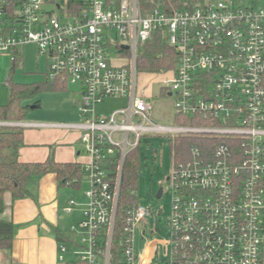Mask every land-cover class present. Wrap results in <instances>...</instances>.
Wrapping results in <instances>:
<instances>
[{
	"label": "built area",
	"instance_id": "obj_1",
	"mask_svg": "<svg viewBox=\"0 0 264 264\" xmlns=\"http://www.w3.org/2000/svg\"><path fill=\"white\" fill-rule=\"evenodd\" d=\"M158 32L178 57L162 87L171 124L158 123L140 93V49ZM27 44L46 58L47 81L82 90L79 123H12L79 131L90 158L82 245H61L58 264H114L125 163L153 136L200 142L189 159L174 156L167 178L166 264H264V0H205L173 13L154 0H0V57L14 61ZM110 98L126 103L98 113ZM152 215L138 201L128 210L125 264H151L135 235Z\"/></svg>",
	"mask_w": 264,
	"mask_h": 264
},
{
	"label": "rangeland",
	"instance_id": "obj_2",
	"mask_svg": "<svg viewBox=\"0 0 264 264\" xmlns=\"http://www.w3.org/2000/svg\"><path fill=\"white\" fill-rule=\"evenodd\" d=\"M47 9L54 11V5L48 3ZM113 37L114 39L116 38L115 35ZM22 51L23 60L14 71H12V57L8 55L0 57V106L5 105L8 101L9 79H12L16 84L22 85L45 82L47 70L46 58L38 54L36 46L33 44L25 45ZM169 78L171 77L153 74H141L140 76V93L143 92L144 99L152 105L153 118L162 124H171L175 116L173 100L167 95L161 94L164 81ZM79 92L78 86H72L70 92L64 94L55 92L39 93L37 96L24 102L25 105L31 107L35 106L36 102H39L36 108L28 110L24 122L73 123V118L69 117V115L76 116L78 114L74 105ZM125 103V99L110 98L99 105L97 111L102 115H110L121 109ZM5 123L12 124L16 122H0V124ZM2 126L4 125H0V127ZM8 127L14 128L13 126ZM83 152L86 154L84 149ZM188 152L189 150L184 152V154ZM181 153L183 151L180 145L175 146L166 138L159 136L145 139L141 149L137 150L136 153L138 185L135 196L141 207L152 209L153 211V215L141 224L136 232V252L140 257L147 255L151 264L159 262L166 264V261L170 259L171 244L168 222L172 213L173 194L169 188L167 178L172 171L174 156L180 157ZM83 173L84 176L78 197L81 198V201L85 202L84 195L90 188V182L87 170H84ZM161 188L164 189L163 196L158 198ZM82 232L83 230L78 225L73 233L78 245H82V237L79 236ZM152 244H156V251L159 250L157 244L160 245L161 253L159 255L153 256L152 248L150 247Z\"/></svg>",
	"mask_w": 264,
	"mask_h": 264
},
{
	"label": "trees",
	"instance_id": "obj_3",
	"mask_svg": "<svg viewBox=\"0 0 264 264\" xmlns=\"http://www.w3.org/2000/svg\"><path fill=\"white\" fill-rule=\"evenodd\" d=\"M156 4L163 1L168 12L185 9L199 0H154ZM201 1V0H200ZM205 1V0H203ZM145 2V1H143ZM177 53L169 46L161 32L156 33L144 44L138 57V69L141 74L165 75L172 77L177 68ZM23 60V51L16 53L12 71ZM9 97L5 105L0 106V122H24L29 109L25 105L28 99L42 92H58L67 89L68 85L60 82L45 80L42 83L31 85L16 84L12 79L8 80ZM162 89L161 94L167 95ZM39 102L35 103V106ZM193 139H178L175 146L182 147V160H187L191 144H199ZM25 146L24 129L8 126L0 127V214L6 209V197L16 201L27 198L30 195L29 184L42 178L48 173H56L62 184L78 186L83 179V170L78 164H59L50 158L45 163H22L19 160L20 150ZM136 153H132L126 160L123 171L121 196L118 211L115 242L113 246L114 264H125L123 251L127 233L125 231L127 213L129 209L137 206L136 193L138 185V162ZM16 234V226L7 221L0 220V251H10Z\"/></svg>",
	"mask_w": 264,
	"mask_h": 264
},
{
	"label": "crops",
	"instance_id": "obj_4",
	"mask_svg": "<svg viewBox=\"0 0 264 264\" xmlns=\"http://www.w3.org/2000/svg\"><path fill=\"white\" fill-rule=\"evenodd\" d=\"M67 87L55 93L70 92L72 85ZM79 89L74 105L78 114L69 115L73 123L82 119L79 113L82 90ZM24 142L19 154L22 163H45L53 158L59 164H78L84 172L90 162L83 152L79 131L30 128L24 131ZM80 186L62 184L56 173H48L29 184L27 198L14 201L7 196V207L0 214V220L13 223L16 234L11 250L0 251V264H58L60 246L74 248L76 237L73 233L84 221L87 198L86 192L85 202L78 197ZM71 201L77 205L67 213L65 208Z\"/></svg>",
	"mask_w": 264,
	"mask_h": 264
},
{
	"label": "water",
	"instance_id": "obj_5",
	"mask_svg": "<svg viewBox=\"0 0 264 264\" xmlns=\"http://www.w3.org/2000/svg\"><path fill=\"white\" fill-rule=\"evenodd\" d=\"M37 106H33L32 108H36ZM0 125H4V126H12V124L10 123H5V124H0ZM162 194H163V189L161 188L159 190V193H158V198H161L162 197Z\"/></svg>",
	"mask_w": 264,
	"mask_h": 264
}]
</instances>
